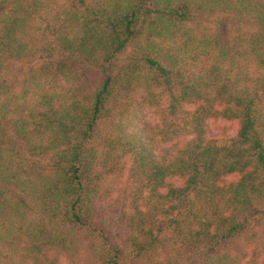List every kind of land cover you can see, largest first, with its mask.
Returning <instances> with one entry per match:
<instances>
[{"label": "trees", "instance_id": "16d2710c", "mask_svg": "<svg viewBox=\"0 0 264 264\" xmlns=\"http://www.w3.org/2000/svg\"><path fill=\"white\" fill-rule=\"evenodd\" d=\"M262 225L264 0H0V264H264Z\"/></svg>", "mask_w": 264, "mask_h": 264}, {"label": "rangeland", "instance_id": "374dc122", "mask_svg": "<svg viewBox=\"0 0 264 264\" xmlns=\"http://www.w3.org/2000/svg\"><path fill=\"white\" fill-rule=\"evenodd\" d=\"M214 17H211V20H213ZM214 22V20H213ZM211 24V22H203L202 25H208ZM151 121H154V117L149 116ZM218 123H222L223 121L218 120ZM231 132V129H229V133ZM207 133L209 135H217L218 131H217V127L214 123H209L208 129H207ZM123 181V184L125 183V175H122L120 178V182ZM123 184L120 183V189L123 188ZM114 190V189H113ZM118 188H116L115 191H113V195L114 197H116L118 195ZM110 201H112V193L111 195L106 196V200L104 201L105 203H110ZM113 203V202H112ZM111 203V205H112ZM121 207L125 208L126 203H123L120 205ZM114 205L112 206L111 211L113 212ZM110 211V212H111ZM112 214V213H111ZM252 239V240H251ZM249 240H251L249 242ZM86 244V243H85ZM251 246H256L257 252L254 255H251L250 250L248 249ZM261 250V251H260ZM262 252V253H259ZM229 255L231 257L232 260L234 261H239L241 262L242 260H247L250 259L254 262L257 263H261V259H264V225H262V227L256 232L255 237L253 238H249V239H244L243 237H240L236 240V242H234V245L230 248L229 251ZM75 261L72 260H61V264H94L95 262V257L93 256V254L90 251H87L86 249H84L83 251L80 252L79 256L76 257L74 259ZM264 263V262H262Z\"/></svg>", "mask_w": 264, "mask_h": 264}]
</instances>
